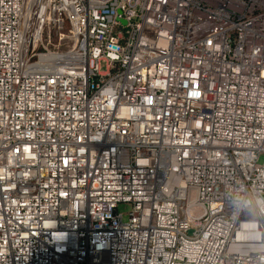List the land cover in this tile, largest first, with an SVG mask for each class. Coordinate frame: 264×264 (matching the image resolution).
Wrapping results in <instances>:
<instances>
[{"label": "built area", "instance_id": "built-area-1", "mask_svg": "<svg viewBox=\"0 0 264 264\" xmlns=\"http://www.w3.org/2000/svg\"><path fill=\"white\" fill-rule=\"evenodd\" d=\"M262 154L264 0H0V264H257Z\"/></svg>", "mask_w": 264, "mask_h": 264}, {"label": "clouds", "instance_id": "clouds-1", "mask_svg": "<svg viewBox=\"0 0 264 264\" xmlns=\"http://www.w3.org/2000/svg\"><path fill=\"white\" fill-rule=\"evenodd\" d=\"M234 213L246 215L253 221L264 219V191L243 182L233 184L225 193ZM257 264H264V236L258 242Z\"/></svg>", "mask_w": 264, "mask_h": 264}, {"label": "rangeland", "instance_id": "rangeland-1", "mask_svg": "<svg viewBox=\"0 0 264 264\" xmlns=\"http://www.w3.org/2000/svg\"><path fill=\"white\" fill-rule=\"evenodd\" d=\"M100 68H101V71H105V64L104 63H101L100 64ZM258 163L260 165H263L264 163V154H262L259 158V161ZM119 213H121L123 215V220L124 222H128L129 220V213L132 211V207L131 205L127 204V205H120L119 206Z\"/></svg>", "mask_w": 264, "mask_h": 264}]
</instances>
